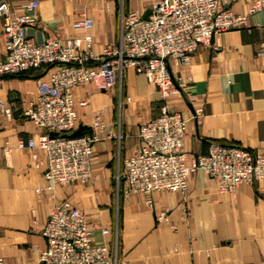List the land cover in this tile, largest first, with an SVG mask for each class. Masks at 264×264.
Segmentation results:
<instances>
[{"label": "crops", "instance_id": "0c3cea01", "mask_svg": "<svg viewBox=\"0 0 264 264\" xmlns=\"http://www.w3.org/2000/svg\"><path fill=\"white\" fill-rule=\"evenodd\" d=\"M27 1L8 0L14 12H22ZM153 1L39 0L37 22L27 28V35L35 42L82 36L84 31L75 29L73 22L85 12L94 20L91 49L99 59L104 46L119 43L122 15L136 11L144 16ZM250 1L230 0V6L247 15ZM3 32L0 16V58L6 54ZM168 66L180 89L169 102L186 119L187 153H206L212 143H221L264 154V10L248 15L244 27L200 45L188 63L169 58ZM41 72L3 78L0 97L11 101L15 111L28 105L36 99L37 79L47 77ZM74 92L76 98L87 100L77 106V128L82 125V133L99 135L87 183L46 189L44 151L36 150L38 165L29 149L17 147L19 137L38 139L45 130L20 113L6 120L0 112V257L7 264H42L41 250L46 246L42 229L52 207L62 201L83 210L89 224L109 228L107 235L94 229L93 236L112 249L117 244L121 264H264V180L221 192L215 178L198 170L190 177L186 194L154 192L153 207L141 192L125 194L121 189L118 195V168L141 145L139 126L157 115L159 91L148 76L127 66L113 89L89 83ZM101 108L105 128L99 130L93 122ZM6 141L10 154L3 150ZM162 210L169 211L168 222L157 221Z\"/></svg>", "mask_w": 264, "mask_h": 264}, {"label": "built area", "instance_id": "2783aa9c", "mask_svg": "<svg viewBox=\"0 0 264 264\" xmlns=\"http://www.w3.org/2000/svg\"><path fill=\"white\" fill-rule=\"evenodd\" d=\"M39 4V0H29L22 12H14L8 0H0L6 43V54L0 58V83L5 77L49 65L47 77L37 79L36 99L20 109L24 118L45 132L38 139L19 137L17 141V147L29 149L38 165L41 161L36 150L44 151L46 189L91 179L93 146L99 135H68L78 126L77 106L87 104L86 99L76 98L74 90L89 83L101 90L114 88L127 66L148 76L160 99L155 118L139 126L141 145L124 160L118 174L125 194L141 192L153 207L154 192L186 194L189 179L198 170L215 178L221 192L264 180V154L256 150L212 143L206 153L191 156L183 149L187 123L170 106V96L180 89L168 66L169 58L186 64L200 45L244 27L248 15L264 10V0H251L247 15L235 12L230 0H154L148 17L136 11L122 15L119 43L104 46L99 59L91 49L94 20L85 12L73 22L75 29L84 31L82 36L48 37L42 42L29 38L27 28L36 24L34 11ZM0 112L6 120L15 118L13 103L2 97ZM104 114L103 108L96 111L95 129L105 128ZM11 148L6 141L5 154H10ZM156 219L168 222L169 211L158 212ZM99 228L104 235L110 233L100 223L89 224L85 212L68 201L56 203L42 229L46 246L41 250V263L121 264L117 244L112 249L105 241L95 240L93 231ZM0 264H7L3 257Z\"/></svg>", "mask_w": 264, "mask_h": 264}, {"label": "rangeland", "instance_id": "374dc122", "mask_svg": "<svg viewBox=\"0 0 264 264\" xmlns=\"http://www.w3.org/2000/svg\"><path fill=\"white\" fill-rule=\"evenodd\" d=\"M119 81H121V79H119ZM119 83H121V82H119ZM111 89H113V88H111ZM120 136V135H119ZM123 171V167H122V165L120 164V166H119V168H118V172H117V177H116V182H117V185H116V193L118 194V195H120V193L122 192L121 191V189H122V180H120L119 181V183H118V174H120L121 172ZM118 206V205H117ZM119 214H120V209H118L117 208V212H116V214H115V219H116V227H117V225H118V216H119ZM115 232V236H116V238H117V235H118V228L116 229V230H114Z\"/></svg>", "mask_w": 264, "mask_h": 264}, {"label": "trees", "instance_id": "16d2710c", "mask_svg": "<svg viewBox=\"0 0 264 264\" xmlns=\"http://www.w3.org/2000/svg\"><path fill=\"white\" fill-rule=\"evenodd\" d=\"M48 67H49V65H44V66H41L39 68L31 69V70H29L27 72H24L22 74H19L17 76H19V77H31V76L35 75V74H33V72L35 70H41L42 71L41 74H40V76H41V75L46 73Z\"/></svg>", "mask_w": 264, "mask_h": 264}, {"label": "water", "instance_id": "95a60500", "mask_svg": "<svg viewBox=\"0 0 264 264\" xmlns=\"http://www.w3.org/2000/svg\"><path fill=\"white\" fill-rule=\"evenodd\" d=\"M150 13V9L146 11V13L144 14V17H148ZM20 113V109H17L15 111V115H18ZM83 132V126L80 125L75 131H73L72 133L68 134L69 136H75V135H80ZM53 135L57 134V132H52Z\"/></svg>", "mask_w": 264, "mask_h": 264}]
</instances>
